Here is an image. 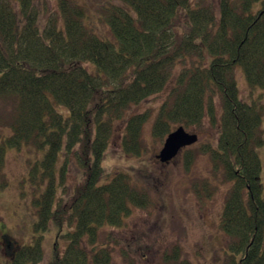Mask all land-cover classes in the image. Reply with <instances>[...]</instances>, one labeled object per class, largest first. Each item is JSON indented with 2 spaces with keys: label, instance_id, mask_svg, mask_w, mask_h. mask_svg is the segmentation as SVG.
Listing matches in <instances>:
<instances>
[{
  "label": "trees",
  "instance_id": "1",
  "mask_svg": "<svg viewBox=\"0 0 264 264\" xmlns=\"http://www.w3.org/2000/svg\"><path fill=\"white\" fill-rule=\"evenodd\" d=\"M48 1L0 0V99L10 109L0 116V187L6 147L30 149L35 227H67L60 231L65 249L50 264H117L98 230L120 225L149 197L123 171L99 181L102 155L121 121L124 150L139 154L148 114L125 113L165 88L152 134L162 138L178 124L200 129L205 118L216 126V144L204 142L200 152L231 182L219 218L227 264H264V188L254 148L263 141L264 104L242 98L234 76L239 65L249 91L264 89V0H105L96 10L77 0L47 8ZM69 159L82 172L71 188ZM41 235L12 247L2 234L14 250L10 263L37 264Z\"/></svg>",
  "mask_w": 264,
  "mask_h": 264
},
{
  "label": "rangeland",
  "instance_id": "2",
  "mask_svg": "<svg viewBox=\"0 0 264 264\" xmlns=\"http://www.w3.org/2000/svg\"><path fill=\"white\" fill-rule=\"evenodd\" d=\"M77 1L96 10L105 0ZM46 5L56 8L55 0ZM97 26L99 33L112 38L107 26L102 22H97ZM86 64L94 69L92 62ZM234 76L242 98L264 104V89L257 86L249 91L250 86L239 65L234 68ZM167 89L131 104L125 113L124 119L128 113L146 111L148 114L141 126L139 154L128 153L122 146L123 121L113 128L102 155L99 181L123 171L131 182L145 190L149 201L145 206H131L120 225L102 226L98 230V243L101 245L109 237L111 260L117 264H227L228 238L219 227V218L231 182H224L220 173H213L208 154L200 152L202 143L216 144L217 128L206 118L200 129L185 126L186 130L197 133V141L183 147L171 161H159L155 155L165 135L155 137L151 128ZM215 100L219 110L217 95ZM54 104L58 110L67 113L63 104ZM9 110L8 103L0 99V116H6ZM260 130L263 141L254 148L260 159L259 179L264 188V110ZM29 156L32 157V152L27 147L19 150L6 147L3 171L7 175V184L0 187V264H11L10 248L5 246L2 234H8L14 247V244L32 243L41 233L42 259L37 264H50L56 254L63 253L67 244V239L60 233L67 228L65 225L61 230L53 222L44 230L35 227L34 191L27 178ZM68 162L73 163L66 168V181L71 188L82 172L76 161L69 159Z\"/></svg>",
  "mask_w": 264,
  "mask_h": 264
},
{
  "label": "water",
  "instance_id": "3",
  "mask_svg": "<svg viewBox=\"0 0 264 264\" xmlns=\"http://www.w3.org/2000/svg\"><path fill=\"white\" fill-rule=\"evenodd\" d=\"M196 139V133L187 131L183 125H178L167 133L163 145L156 156L160 161H168L176 155L182 146L191 144L196 141Z\"/></svg>",
  "mask_w": 264,
  "mask_h": 264
},
{
  "label": "flooded vegetation",
  "instance_id": "4",
  "mask_svg": "<svg viewBox=\"0 0 264 264\" xmlns=\"http://www.w3.org/2000/svg\"><path fill=\"white\" fill-rule=\"evenodd\" d=\"M11 250V249H10Z\"/></svg>",
  "mask_w": 264,
  "mask_h": 264
}]
</instances>
